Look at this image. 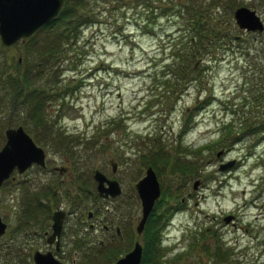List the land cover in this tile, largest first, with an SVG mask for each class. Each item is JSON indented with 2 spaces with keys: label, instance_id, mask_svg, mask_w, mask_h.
Instances as JSON below:
<instances>
[{
  "label": "rangeland",
  "instance_id": "rangeland-1",
  "mask_svg": "<svg viewBox=\"0 0 264 264\" xmlns=\"http://www.w3.org/2000/svg\"><path fill=\"white\" fill-rule=\"evenodd\" d=\"M164 1L83 0V8L96 12V20L79 25L75 41L63 42L61 68L56 81L48 84L53 91L44 116L39 120L24 117L26 110L21 112L20 105L18 109L0 105V147L5 128L21 124L45 149L47 160L44 169L33 166L23 174L14 171L15 180L1 186L0 216L7 229L0 246L6 261L13 262L20 255V241L14 239L16 226L22 222V231H29L34 227L29 223L33 215L42 217L47 210L33 206L30 199L64 195L61 203L73 208L71 196L80 194L92 205L96 168L119 181L121 193L103 206L112 207L114 223L121 225L123 233L125 226L128 231L123 240L116 237L102 248L86 249L85 258L114 262L132 248L135 239L145 243L149 239L146 226L140 234L134 229L141 212L135 183L151 165L160 185L149 215L150 240L155 238L156 247L152 264H264V188L260 185L264 137L252 143L254 137L243 132L245 138L228 148H223L227 137L209 146L221 135L223 120L231 118L226 109L234 102L239 108L246 102L243 96L248 92L243 89L259 81L258 65L264 63L263 31L240 28L234 9L248 6L264 19V0H213L212 4L205 0L204 5L195 1L199 5L195 9L189 5L184 20L172 16L180 9L177 2L188 0H176L166 14L153 16L151 9L160 13L156 7L162 9ZM207 8L219 32L225 29L233 40L211 39L209 55L203 56L207 60L193 71L199 78L181 79L177 82L181 85L173 88L169 85L177 79L169 76V43L180 36L178 29L188 26L194 11L205 16ZM63 27L43 24L33 33L32 42L39 47ZM24 40L9 46L0 40V61L5 58L9 70L18 58L21 63L28 45ZM24 66L25 62L20 69ZM204 98L207 101L197 108ZM43 121L49 122L51 137L66 136L71 146L49 140ZM229 161L230 166L218 169L219 163ZM53 165H67L69 170L60 174L50 169ZM53 190L56 196L51 195ZM23 206L26 215L20 210ZM80 229L93 232V239L106 235L100 228L88 230L87 222ZM216 247L226 251L223 258L214 257Z\"/></svg>",
  "mask_w": 264,
  "mask_h": 264
},
{
  "label": "trees",
  "instance_id": "trees-1",
  "mask_svg": "<svg viewBox=\"0 0 264 264\" xmlns=\"http://www.w3.org/2000/svg\"><path fill=\"white\" fill-rule=\"evenodd\" d=\"M188 1V3L184 1L183 3H179L178 1L177 4L180 6V9L177 8L176 13L172 17H181L184 20L186 8L189 5H194L195 9L199 5L197 2H202L203 5L206 4L205 0ZM212 1L213 0H210L211 4ZM215 1L219 2L217 0H214V2ZM175 4L176 0H165L162 5L163 7H161L162 9L156 7L160 10V13H157V11L153 12V9H151V13L153 16H161L163 13L166 14L169 8ZM207 5L209 6V3H207ZM83 7V0H64L58 15L45 23V26L48 27L51 25L55 26L57 24H63V28H61L50 40H44L43 42L46 44L44 45L43 43L39 47L34 45L36 42H32L33 34L24 38L25 40L27 39L28 45L24 46L25 50L22 51L21 63L20 58H18L14 69L9 70V66L6 63L5 58L3 61H0V105L6 103L11 109H15V107L20 105L23 109L21 112L26 110V115H24V117L30 116L39 120V118L44 116L46 101L50 99L53 91V87L48 84H50L51 81H56V76L59 74V70L61 68L60 63L63 53V42H67L71 39L75 41L77 39V29L79 25L84 24L85 22H94L96 20H94L96 12ZM197 11H194L193 15L190 16L188 26L184 25V23V27H182V29H178L181 31L180 36L177 38L178 40L176 39L169 43L170 59L168 66L169 70L171 68L169 76H175L177 81L174 82V84L169 85V80L167 79L166 83L173 88L177 85H181L179 83L177 84V82L181 79L185 78L187 81H196L199 78L197 75L198 73H193V71L196 69L200 70L202 67V60H207L206 57L203 56L209 55L211 47L210 43H213L211 39L217 40L220 38L222 41L225 39L230 41L233 40L231 39L232 35L227 34L225 29L220 33L219 31L221 30L213 24L214 22L212 20V16H208L211 10L208 11V8L205 9L204 14L208 11L205 16L201 12L198 13ZM263 33L264 29L262 34ZM253 40L254 39H252L251 42H254ZM249 51L250 50L247 49L246 52L248 53ZM23 62H25V66L23 69H20L22 68ZM258 67L260 68L259 81L255 82V85L250 84L249 87L243 89V91L248 92V94H246L245 97L243 96V98H246L247 100L245 103H243V101L241 102L242 104L240 108L238 106L240 104L238 103L235 105L234 102L233 104L231 103L232 107L230 109H226L227 114H231V118L228 117L229 119L227 118L223 120L220 126L221 135L213 139L214 141H210V147L213 146L212 144L216 140L224 141V137H227L225 139V144L223 143V148H228L233 142H237L238 140L245 138L243 137V132H246L249 136L254 137V141L252 143H256L264 137V63L263 65H258ZM41 76L44 77L43 81L36 84L35 82L39 81ZM206 101L207 100L205 98L201 99L197 103V108H200ZM239 101H241V99ZM235 112L237 115H235ZM191 118L192 116L190 117L188 115V120ZM35 123L38 124L37 122ZM48 124L49 122L43 121L42 130L45 132V135L49 138V140H52L53 138L55 142L60 143L61 146H71L69 145L66 136L60 137L56 135L51 137V128ZM56 132L58 134L60 133L59 130ZM157 152L161 154L160 151ZM261 158L264 160V156ZM260 185L264 188V181H261ZM149 223L150 216L147 218L145 223V235L147 234L149 239L142 244L143 248L140 264L154 263L152 261V254L156 247L155 243L152 241L155 238L150 240V238H152V230L150 234ZM203 248L206 251L209 246L203 245ZM213 255L215 258H223V256L226 255V251L222 250L220 247H216Z\"/></svg>",
  "mask_w": 264,
  "mask_h": 264
},
{
  "label": "water",
  "instance_id": "water-1",
  "mask_svg": "<svg viewBox=\"0 0 264 264\" xmlns=\"http://www.w3.org/2000/svg\"><path fill=\"white\" fill-rule=\"evenodd\" d=\"M64 0H0V40L5 46L30 36L40 26L53 19L60 12ZM237 25L248 31H261L264 22L255 9L240 5L233 12ZM5 142L0 147V187L14 169L24 171L33 163L45 165V149L19 124L7 126L4 130ZM219 155V152H218ZM232 161L220 163L218 168L230 166ZM115 165L113 164V169ZM97 190L100 195L116 196L121 192L117 179L108 178L100 169L94 170ZM196 184V181L194 182ZM194 184V185H195ZM141 201V216L135 226L140 233L148 214L160 194L156 173L148 165L145 175L135 183ZM231 216V215H230ZM227 219L229 216L226 217ZM5 222L0 217V235L5 230ZM142 244L135 240L133 247L119 257L115 264H140ZM59 264V263H36Z\"/></svg>",
  "mask_w": 264,
  "mask_h": 264
},
{
  "label": "flooded vegetation",
  "instance_id": "flooded-vegetation-1",
  "mask_svg": "<svg viewBox=\"0 0 264 264\" xmlns=\"http://www.w3.org/2000/svg\"><path fill=\"white\" fill-rule=\"evenodd\" d=\"M33 166H36L40 169L46 168L47 166L46 158H45V165H39L33 163L22 172H18L17 170L14 171L18 174H23L27 169ZM50 169L52 171H59L60 174L64 173V175H66L67 171L69 170V167L67 165L66 166L53 165L50 167ZM93 178H94V174H93ZM9 180H15V176L13 172L6 181ZM60 181L61 183L63 182L62 180ZM4 183L5 182H3V185ZM95 187H96V196L90 197L92 201V205H87L85 196L80 194L79 196H71V200H75V204L73 205V208H68L61 203L62 202L61 198L64 195H58L57 198H53L52 200L50 199L42 200L38 198L37 200L30 199V201L33 202V206L35 207L46 206L47 210L44 209L45 215H43L42 217H39V215L37 216L33 215L34 218H32L33 217L32 216L31 217L32 219L29 221V223L34 227L31 228L29 231H22L23 230L22 222L20 223L19 227L16 226V233L14 239H16L18 242L20 241V244L18 245V249H17L19 250L20 255L17 253V259L13 262L6 261L5 252L2 250L3 247H1L2 246L1 245L0 263H8V264L11 263L13 264L115 263L116 260L114 262H108L99 259L85 258L86 249H90L91 251V249L102 248L103 246L108 245V243L113 241V239L116 237H118L119 240H123L125 236L124 234H126V232L128 231L127 227L125 226L123 233V229L121 228V225L119 223H114V219L113 217H111L112 213H110L112 207L110 208V206L108 205L103 206V203L105 201L112 200L118 194L116 196L100 195L97 190V181ZM55 193L56 191L53 190V194L51 195L56 196ZM27 205L28 203L25 205V207ZM23 209L25 210L24 206L21 207L20 210L22 211L23 215H26ZM140 209H141V203H140ZM0 217L2 219V216ZM19 219H22L21 214ZM138 220L139 218L137 219V222ZM2 221L4 220L2 219ZM85 222H87V229L90 231L95 232L97 231L98 228H100L101 230L106 232L104 238L94 237L95 239H93L92 236L93 232L91 234L82 233L80 227L83 226ZM5 224L6 225L4 232L7 229V223L5 222ZM131 227L132 225H129L128 229ZM4 232L1 235H3ZM89 253L92 255V252ZM97 256L99 255L97 254Z\"/></svg>",
  "mask_w": 264,
  "mask_h": 264
}]
</instances>
